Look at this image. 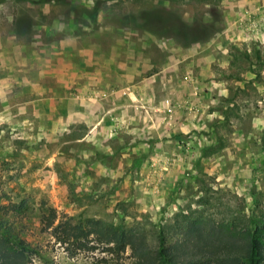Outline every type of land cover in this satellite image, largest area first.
Here are the masks:
<instances>
[{
  "label": "rangeland",
  "instance_id": "374dc122",
  "mask_svg": "<svg viewBox=\"0 0 264 264\" xmlns=\"http://www.w3.org/2000/svg\"><path fill=\"white\" fill-rule=\"evenodd\" d=\"M0 98L39 117L0 112V206L26 200L36 264L106 258L42 232L43 201L153 244L185 221L246 226L264 208V0H5ZM83 128L89 149L67 157L63 136Z\"/></svg>",
  "mask_w": 264,
  "mask_h": 264
},
{
  "label": "trees",
  "instance_id": "16d2710c",
  "mask_svg": "<svg viewBox=\"0 0 264 264\" xmlns=\"http://www.w3.org/2000/svg\"><path fill=\"white\" fill-rule=\"evenodd\" d=\"M4 1L0 0V4ZM79 35L83 33L80 32ZM26 102L9 100V108H5L0 98V112L10 109L17 118L38 123L39 117L29 118L20 113V107ZM27 108L34 109L31 106ZM66 113L67 110H64L62 117H65ZM5 127L8 128L7 132L11 133V126ZM5 127L1 131H4ZM86 132L80 135L65 134L61 152H65L67 157H72L75 156L73 148L77 146L83 147L84 151L89 149L88 143L79 142ZM0 141L3 142V139ZM14 143L23 144L22 141L15 140ZM12 149L11 158H19V146ZM125 150H130L128 144ZM96 153L100 154L99 151ZM103 154L105 156L106 153ZM108 155L113 159L118 157L116 147ZM13 206H0V264H36V258L41 256L40 249L23 237L25 227L20 225L22 218L19 217L24 216L27 211L26 200H21ZM41 209L42 232H49L58 243L73 244L77 249H96L98 245H103L106 258L101 261L105 264H264V208L252 216L246 226L218 223L205 218L185 221L180 227L179 237L169 238L165 229H162L158 232L154 244L146 233L110 224L103 225L93 219L76 220L73 216L59 218L58 211L46 201H43ZM89 242H94L97 246L89 247ZM128 251L131 260L129 263L126 262Z\"/></svg>",
  "mask_w": 264,
  "mask_h": 264
}]
</instances>
